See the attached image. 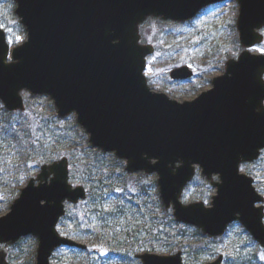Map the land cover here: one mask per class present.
Wrapping results in <instances>:
<instances>
[{
    "label": "water",
    "instance_id": "1",
    "mask_svg": "<svg viewBox=\"0 0 264 264\" xmlns=\"http://www.w3.org/2000/svg\"><path fill=\"white\" fill-rule=\"evenodd\" d=\"M15 1L27 40L10 49L0 28V100L7 110L26 109L23 90L50 96L60 117L75 113L89 142L126 160L128 172L157 174L161 200L177 221L219 236L239 220L264 246V206H256L264 197L240 171L264 149V53L250 50L264 41V0H236L244 50L226 62L212 89L184 102L149 87L144 71L154 47L140 42V25L150 16L187 21L224 0ZM192 76L187 65L171 71L175 80ZM197 168L217 187L211 206L181 200ZM69 179L67 157L42 165L0 217V243L36 236V264H51L61 246L85 250L56 228L67 202L87 198L86 188ZM7 254L0 251V264H8ZM136 257L142 264H184L182 251Z\"/></svg>",
    "mask_w": 264,
    "mask_h": 264
},
{
    "label": "rangeland",
    "instance_id": "2",
    "mask_svg": "<svg viewBox=\"0 0 264 264\" xmlns=\"http://www.w3.org/2000/svg\"><path fill=\"white\" fill-rule=\"evenodd\" d=\"M15 0H0V26L6 31L11 47L23 43L27 39V32L17 16ZM239 13V5L236 0H225L204 9L197 17L187 22H177L162 19L159 17L148 18L140 28L141 42L150 44L155 48V52L147 57L144 71L148 79L149 87L157 92L167 94L170 98L180 102L193 100L202 92L207 91L211 86L212 79L222 75L228 59L237 58L243 51L238 36L236 20ZM264 34V28L262 29ZM253 53H264V42L251 48ZM188 65L195 73L194 77L188 81L173 82L169 78V72L174 67ZM21 95L27 105V110L21 113L34 114L39 110L42 116L36 114L32 119L50 120L51 125H46L47 129L59 128L64 132L61 138L58 133L47 139L44 151L40 150L37 157L33 159L31 171L21 172L15 163L5 157L0 156V217L6 215L11 210L14 200L19 197L22 189L29 180L35 178L43 164L67 157L70 167V182L73 185H84L86 182L92 183L101 179L112 171L114 174L131 175V191L138 189L145 179L140 178V173H130L125 169V161L117 158L113 152H105L96 148L89 142V135L84 134V129L77 122L76 114L65 117L57 115V110L53 100L47 95H35L30 91L23 90ZM3 104L0 102V124L4 118L1 111ZM11 154L15 149L11 148ZM94 168L93 179L86 178L83 172L84 165ZM241 172L251 176L255 182L257 190H264V151L262 159L253 163H243ZM147 184L157 180L156 175H148ZM141 179V180H140ZM215 179L218 180L217 177ZM143 180V181H142ZM96 183V182H95ZM148 206L151 214L154 211V201H157L156 193L159 188L156 184L150 185ZM216 194V189L211 186L209 180L199 170L194 180L185 188L182 201L185 204L194 201H204L209 204L212 195ZM146 196H135L133 202L143 205ZM116 201L109 200L108 208L113 209ZM126 206H131L126 201ZM90 206L84 202L66 205V215L60 221L58 229L62 235H67L70 229L78 230V235L72 236L81 243L87 244L90 253L80 252L77 249L63 247L57 250L52 259V264H87L96 262L98 264H137L130 257L120 260L110 257L111 251L117 246V242L125 238V228L111 222L104 227L102 222L95 217L87 215L81 218L83 212L90 210ZM156 208V207H155ZM154 211V213H152ZM156 211L160 213V210ZM129 214H132L129 213ZM124 223L123 219H118ZM121 223V224H122ZM138 221H134L133 236L140 237V244L146 242L142 252L146 248L158 245L161 242L154 239V232L137 233L140 231ZM151 224V223H150ZM149 240V242H148ZM192 242L209 244L210 252L198 259L191 257L188 264H206L215 260L219 254H224L223 264H234L232 260L237 257L238 261L244 264H264V247L252 240L250 234L245 230L240 222L233 223L222 237L211 243L209 237L203 235L202 238L191 237ZM211 243V244H210ZM38 239L36 236L28 235L21 238L16 243H0V250L7 248L8 264H35ZM121 249L120 247H116ZM115 248V249H116ZM115 252V251H113ZM160 255H169L163 250L150 251ZM257 255V259L253 258ZM187 255L184 254L185 264Z\"/></svg>",
    "mask_w": 264,
    "mask_h": 264
},
{
    "label": "trees",
    "instance_id": "3",
    "mask_svg": "<svg viewBox=\"0 0 264 264\" xmlns=\"http://www.w3.org/2000/svg\"><path fill=\"white\" fill-rule=\"evenodd\" d=\"M1 111L4 114L2 123L0 124V156L7 158L9 161L15 163L19 170L24 173L31 171L33 159L37 157V153L40 150L44 151L47 139L52 137L56 132L62 138L64 132L61 129H47L46 125H51L50 120L37 119L32 117L36 114L42 116V112L39 110L34 111V114H26L20 112H8L3 107ZM86 132L84 131V134ZM11 148L15 149V153L11 154ZM40 153V152H39ZM262 159V157H260ZM94 168L88 167V164L84 165L83 172L86 174V178L93 179ZM131 175L133 174H114L112 171L110 174L105 175L99 180L86 182L85 186L88 191V198L85 201L91 208L87 212H83L81 218L89 215L99 219L103 226H109L111 222H115L121 225V228H125V238L117 242L116 247L121 249L113 248L108 258L113 257L115 259H126L130 257L135 263L141 264L135 255L142 252L146 242L140 244V237L138 235L133 236L134 221H138L140 231L137 233H149V230L154 232V239L161 242V246L158 245L146 248L144 251H157L163 250L166 253H173L177 250H182L187 255L186 261L188 264L189 259L193 257L198 259L201 256L207 255L210 252L209 244L196 243L191 241V237L202 238L203 234L200 229L193 226L179 223L172 214L171 209H167L161 202L159 192L156 193L157 201H154V215L151 214L148 206L150 202L148 200L150 185L154 187L156 181L153 180L147 184L149 176L145 173H140V178L145 177L143 184L136 189L131 191L130 196L127 195L130 192ZM141 180V179H140ZM96 182V183H95ZM146 196L143 205L133 202L135 196ZM116 201L113 209L108 208V201ZM126 201L130 202L131 206L127 208ZM156 207V208H155ZM157 210L161 212L158 213ZM132 214H129L131 213ZM123 219L124 223L117 221ZM122 223V224H121ZM151 223V224H150ZM78 235V230L70 229L67 236ZM215 240L211 238L212 241ZM149 242V240H148ZM210 243V244H211ZM115 251V252H113ZM86 252L90 253L91 250L88 248ZM56 257H52V259ZM87 264H98L96 262H88Z\"/></svg>",
    "mask_w": 264,
    "mask_h": 264
},
{
    "label": "flooded vegetation",
    "instance_id": "4",
    "mask_svg": "<svg viewBox=\"0 0 264 264\" xmlns=\"http://www.w3.org/2000/svg\"><path fill=\"white\" fill-rule=\"evenodd\" d=\"M174 82V81H173ZM177 83H178V81H177ZM213 87V82H211V86L209 87V89H211ZM208 89V90H209ZM218 178V177H217ZM213 187V186H212ZM263 197H264V190L263 189H260V190H257ZM212 198H213V195H212ZM211 204V202L208 204V205H210ZM263 205H264V201H263ZM245 228V227H244ZM245 230L250 234V236L252 237V240L254 241V242H256L257 244H260V242L257 240V239H255L254 238V236L251 234V232L250 231H248L246 228H245Z\"/></svg>",
    "mask_w": 264,
    "mask_h": 264
},
{
    "label": "snow or ice",
    "instance_id": "5",
    "mask_svg": "<svg viewBox=\"0 0 264 264\" xmlns=\"http://www.w3.org/2000/svg\"><path fill=\"white\" fill-rule=\"evenodd\" d=\"M262 258H264V257H262Z\"/></svg>",
    "mask_w": 264,
    "mask_h": 264
}]
</instances>
